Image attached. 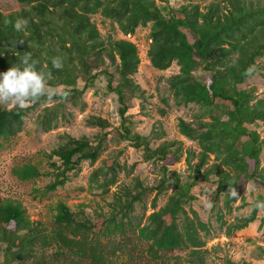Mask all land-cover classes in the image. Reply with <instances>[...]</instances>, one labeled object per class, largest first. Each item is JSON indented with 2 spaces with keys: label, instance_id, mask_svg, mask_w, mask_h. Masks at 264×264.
<instances>
[{
  "label": "trees",
  "instance_id": "trees-1",
  "mask_svg": "<svg viewBox=\"0 0 264 264\" xmlns=\"http://www.w3.org/2000/svg\"><path fill=\"white\" fill-rule=\"evenodd\" d=\"M15 1L25 8L6 15L0 13V72L18 64L25 52H31L37 70L51 71L49 88H62V93L52 99L73 103L83 91L77 88L79 80L85 83V89L94 83L96 74L92 71L104 75L106 88L116 95L119 105L118 139L142 150L144 160L152 163V172L157 169L159 179L154 186H144L136 179L132 188L113 196L107 213L74 212L59 201L51 223L46 225L31 220L21 202L2 200L0 264H205V240L200 233L209 234L210 226L193 210H185L195 200L192 189L215 186V201L223 197L228 213L229 204L237 199L230 198L229 188H235L240 196L247 186L254 187L256 200H264L260 159L264 139L248 128L264 121V97L257 98L255 89H238L249 78L244 75L245 70L249 66L256 69L257 60L264 57V4L217 0L203 8L186 4L167 11L157 5L166 0ZM96 14L116 24L125 37L139 27L150 26L147 56L151 66L165 71L175 62L179 72L166 80L175 104L200 107L193 123L179 120L177 126L181 136L197 143V153L184 151L176 140L151 148L150 139L163 137V132L159 134L161 129L153 130L148 137L134 132L129 103L134 98L141 99L140 88L133 80L140 64L138 51L126 40L104 41L91 21ZM18 17L29 20L23 33L13 28ZM57 56L64 63L60 70L51 65ZM198 69L207 74L205 84L194 76ZM50 99L41 97L23 109L0 105V144L16 137L28 112L45 106ZM162 102L166 104L167 100ZM58 116L57 110L44 107L37 124L43 132H49ZM86 123L101 130L111 127L96 116L89 117ZM106 138L105 133L93 140L65 136L62 144L45 155L53 169V181L45 192L63 187L68 175L78 171L81 163L95 164ZM184 152L191 172L187 181L170 170ZM54 158L59 165L52 162ZM120 170L118 156L100 161L89 177V189L107 195L118 182ZM12 174L20 181L44 175L31 163L15 166ZM170 189L171 195L158 211L146 215L144 205L142 214H135L136 206L144 204L154 192L151 207L155 209L158 197ZM261 210L264 211L252 209L245 218L226 225L217 208V221L231 235L254 223ZM181 253H185L183 257Z\"/></svg>",
  "mask_w": 264,
  "mask_h": 264
},
{
  "label": "rangeland",
  "instance_id": "rangeland-1",
  "mask_svg": "<svg viewBox=\"0 0 264 264\" xmlns=\"http://www.w3.org/2000/svg\"><path fill=\"white\" fill-rule=\"evenodd\" d=\"M217 0H166L163 3L157 2L160 7L176 9L186 4H197L200 8L210 2ZM254 4H264V0H249ZM25 8L15 0H0V13L6 15ZM166 14V12H165ZM103 40H126L132 42L138 51L140 64L137 73L133 76L134 83L140 88L141 99H132L129 103V117L133 122V130L138 134L148 137L155 130L163 132L160 139H150V147L156 148L163 141H179L184 151L192 150L198 152V145L190 141L178 132L179 120L189 123L195 121L194 116L200 113V107L195 104L177 106L172 92L169 90L166 80L178 74L179 67L174 62L165 71L155 70L148 59L147 52L151 43L149 34L150 26L139 27L133 35L123 36L117 29L116 24L103 19L96 14L91 17ZM256 71L238 89H255V95L261 99L264 97V57L256 62ZM92 86L84 89L85 83L78 81V89L83 90L78 99L73 102L67 100L50 99L45 106H39L28 112L25 117L22 131L8 141L0 144V202L4 199L17 200L23 204L28 216L33 221H41L49 224L55 215V206L63 201L71 209L78 212L84 210L91 214L94 210H101L103 213L109 211V205L113 196L121 194L125 188H132L135 180H139L144 186H154L159 179L157 169L152 172V163L143 158V151L133 148L128 142L120 141L116 129L120 125L118 114V102L115 94L110 93L106 88V78L97 71ZM194 76L196 80L205 84L207 74L198 69ZM56 94L62 93V88H50ZM166 99V104L162 102ZM29 106V105H28ZM44 107H51L58 111V121L55 127L49 132H43L37 124V116ZM164 112V114H163ZM96 116L105 119L110 128L101 130L97 127L87 125L89 117ZM208 121V119H205ZM249 130L257 132L261 139H264V121L248 126ZM107 134L104 150L100 159L95 164L83 162L79 170L68 175V180L63 187L57 188L54 192H45V187L53 181V169L45 155L50 153L58 145L62 144L65 136L80 138L85 136L91 140L100 134ZM162 134V133H161ZM118 156V163L121 167L118 182L110 188L107 195L93 191L88 187L89 177L92 171L99 165L100 161ZM261 167L264 169V144L260 155ZM213 157H211V161ZM52 162L59 165L57 159ZM31 163L38 167L41 177L31 181H20L13 174L12 170L17 165ZM196 161L193 162L195 164ZM171 171L178 173L183 181L188 180L190 171L185 164V152L182 158L172 167ZM247 186L239 198L229 204L230 212L225 209L224 199L215 201L216 187L209 185L205 189L195 187L191 194L195 200L185 210H193L199 219L210 226V232L204 235V249L206 252L205 264H226L231 261L237 264H264V211H259L257 219L246 229L234 231L231 235L225 233V227H221L217 221V208L222 211L223 220L226 225L238 219L245 218L252 212V205L257 198V190L249 191ZM172 189L158 197L156 208L152 209L151 202L155 197L152 193L142 205L136 206V215L142 214L143 206L147 207L146 215L153 210L158 211L165 205ZM212 207L209 208L208 204ZM216 203L217 208L213 209ZM50 251L48 252V254ZM185 253L180 255L183 257Z\"/></svg>",
  "mask_w": 264,
  "mask_h": 264
},
{
  "label": "clouds",
  "instance_id": "clouds-1",
  "mask_svg": "<svg viewBox=\"0 0 264 264\" xmlns=\"http://www.w3.org/2000/svg\"><path fill=\"white\" fill-rule=\"evenodd\" d=\"M29 20L18 17L13 28L16 32L23 33L27 30ZM23 43V40L19 41ZM36 61L31 52H25L19 58V63L14 64L7 71L0 72V105H11L20 109L27 107L30 103L37 101L41 97L52 98L56 95L48 86V81L52 78L51 71H39L36 68ZM52 68L60 70L64 67L63 59L60 56L53 57L51 60ZM254 66H249L244 75L251 77L255 73ZM249 191H254V187ZM230 198H239V193L235 188H229ZM211 208V203L208 204ZM253 210L264 209V200L257 199L253 205Z\"/></svg>",
  "mask_w": 264,
  "mask_h": 264
}]
</instances>
